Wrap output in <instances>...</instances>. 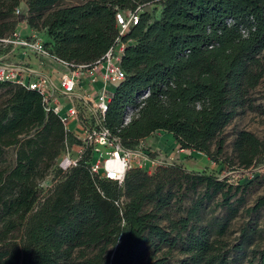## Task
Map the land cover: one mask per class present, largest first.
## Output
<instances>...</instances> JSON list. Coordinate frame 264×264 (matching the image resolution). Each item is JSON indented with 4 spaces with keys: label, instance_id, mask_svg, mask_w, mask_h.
<instances>
[{
    "label": "trees",
    "instance_id": "trees-1",
    "mask_svg": "<svg viewBox=\"0 0 264 264\" xmlns=\"http://www.w3.org/2000/svg\"><path fill=\"white\" fill-rule=\"evenodd\" d=\"M158 1L86 0L66 5L65 0H0V39L25 20L52 57L73 65H93L115 45L119 35L117 12H133ZM22 2L26 10L17 19L14 11ZM162 13V19L136 45L126 49L121 63L126 77L111 93L103 125L123 142L144 137V132L164 131L172 133L184 148L193 145L206 150L209 138L229 116L228 91L253 82L258 73L257 54L264 43V0H170L163 4ZM140 24L139 17L138 24L123 40L134 38ZM249 26L253 28L250 36L241 39L240 30ZM39 30L44 32L40 34ZM7 50L0 42V56ZM2 88L8 90L9 97L0 106V163L6 160L9 149H14L13 162L6 171L23 176L17 200L13 206L6 204L5 234L16 231L19 219L23 226L22 264H55L59 245L79 239L85 226L79 225L84 222L80 219L91 213L85 203L77 207L66 196L62 204L45 202L27 221L37 183L52 176L54 184L59 181L68 193L86 186H96L107 193L115 183L90 175L94 155L88 146L76 167L67 172L57 169L58 158L69 146L83 144L66 130L58 115L46 111L39 93L0 81ZM146 90L149 96L137 113L140 118L121 127L124 111L136 108L138 98ZM190 125L195 126L196 132L190 133ZM193 136L197 139H191ZM253 153L245 147L241 156L248 163ZM131 171L125 181L137 172ZM33 180L37 183L33 184ZM207 181L211 183V179ZM246 186L248 183L236 190ZM256 206L264 207V197L258 199ZM64 214L68 219L59 217ZM152 222L149 214L137 217L132 233L135 241L143 239L141 232L148 233L149 241L152 237L166 239L167 233ZM28 243L35 247L33 257H28ZM225 247L222 244L210 250L201 241L197 243V251L203 256L211 252L208 264H221L227 254ZM258 254L263 260L264 249ZM116 264L141 262L121 255Z\"/></svg>",
    "mask_w": 264,
    "mask_h": 264
},
{
    "label": "rangeland",
    "instance_id": "rangeland-1",
    "mask_svg": "<svg viewBox=\"0 0 264 264\" xmlns=\"http://www.w3.org/2000/svg\"><path fill=\"white\" fill-rule=\"evenodd\" d=\"M84 1L65 0L64 4ZM166 1L170 0L137 8L140 31L127 40L126 49L136 45L141 36L162 19ZM251 31L253 28L247 27L241 39H247ZM260 50L256 78L239 89L228 91L229 116L209 138L206 150L193 145L184 148L169 132L148 131L137 140L122 142L128 149L146 151L157 163L138 160L141 168H132L137 172L122 185L113 184L107 193L96 186L80 187L68 193L58 181L52 183L47 194L41 184L33 180V184L37 183L35 200L27 213V221L45 202L62 204L66 196L77 207L85 203L90 209V216L85 213L80 219L84 222L79 225L85 226L79 239L59 245L55 264H116L121 255L138 259L141 264H208L211 252L204 256L199 253L198 241L210 250L225 245L227 254L221 264H264L258 254L264 249V207L256 206L258 199L264 197V43ZM8 97V90L0 89V106ZM137 117L138 114L133 119ZM190 128V133L196 132L195 126L190 125ZM166 134L171 135V140H166ZM191 139L196 140L197 136ZM159 141H165L164 147L158 146ZM75 147H68L74 158L77 156ZM245 147L254 151L248 163L241 156ZM178 148L183 151L178 152ZM13 158L14 149H9L6 160L0 163V264L23 262L20 255L23 226L18 219L16 231L8 236L3 218L6 204L13 206L22 191L21 173L6 171ZM207 179H211V183ZM247 183L246 188L236 190ZM146 214L153 219L155 227L167 233L164 241L154 237L149 241L147 232H141L140 239H143L139 242L132 237L137 217ZM59 217L68 219L65 214ZM9 250L11 252L7 253ZM33 250L35 247L29 244L28 257H33Z\"/></svg>",
    "mask_w": 264,
    "mask_h": 264
},
{
    "label": "built area",
    "instance_id": "built-area-1",
    "mask_svg": "<svg viewBox=\"0 0 264 264\" xmlns=\"http://www.w3.org/2000/svg\"><path fill=\"white\" fill-rule=\"evenodd\" d=\"M25 10V3L22 2L15 9L14 16L19 19ZM115 19L119 33L115 45L93 65H73L52 57L44 47L38 33L29 29L25 20L19 21L11 34L0 39L3 47L8 49L0 56V81L39 93L46 111L52 110L58 115L66 130L83 144V146L76 145L77 156L75 158L69 154L67 148L56 162L57 169L67 172L76 167L84 147L88 146L92 148L93 155H97L96 159L90 163V173L99 179L122 185L127 173L132 168H141L138 160L157 162L150 159L146 151L124 147L122 139L103 125L112 91L103 88L96 96H92L86 91H80V84L84 79L93 84L100 78L104 83L118 86L126 77L121 63L129 41H127L128 39L123 40V38L130 28L138 24V9L133 12L119 11L116 13ZM23 29H26V32H23ZM240 33L244 36L246 29H241ZM19 54L51 59L61 64L66 71L60 75L58 83L52 88L48 76L36 72L28 64L15 59ZM148 96L149 91H144L137 100V107H128L124 111L121 127H125L131 122ZM60 98L66 101L69 105L68 108H64ZM71 121H76L79 124L81 129L79 133L69 130L68 124ZM177 150L178 152L183 151L182 148ZM51 177L40 182V186L47 194H50L52 183L54 184Z\"/></svg>",
    "mask_w": 264,
    "mask_h": 264
},
{
    "label": "crops",
    "instance_id": "crops-1",
    "mask_svg": "<svg viewBox=\"0 0 264 264\" xmlns=\"http://www.w3.org/2000/svg\"><path fill=\"white\" fill-rule=\"evenodd\" d=\"M23 32H26V29H23ZM15 59L21 60L22 63L28 64L32 69L36 70V72L43 73L44 75L48 76L52 88L58 83L60 75L66 71V69L61 64L47 58H38L29 54H19L15 57ZM80 87V91H86V93L88 92L92 96H96L103 88L107 89L108 91H114V88H116L115 85L104 83L100 78L93 84L88 83V80L84 79L81 82ZM60 102L64 108L69 107L64 99L60 98ZM68 128L70 131L75 133H79L81 131L80 126L76 121L69 122ZM165 136L166 140H171L170 134H166ZM164 143L165 141H159L158 146L164 147ZM151 146H154V144H151Z\"/></svg>",
    "mask_w": 264,
    "mask_h": 264
},
{
    "label": "bare ground",
    "instance_id": "bare-ground-1",
    "mask_svg": "<svg viewBox=\"0 0 264 264\" xmlns=\"http://www.w3.org/2000/svg\"><path fill=\"white\" fill-rule=\"evenodd\" d=\"M96 157H97V155H94V159H96ZM159 164L162 165L161 162Z\"/></svg>",
    "mask_w": 264,
    "mask_h": 264
}]
</instances>
